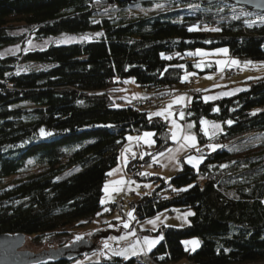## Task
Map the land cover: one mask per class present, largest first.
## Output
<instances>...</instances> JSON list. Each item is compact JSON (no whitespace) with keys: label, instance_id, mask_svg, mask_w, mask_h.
Listing matches in <instances>:
<instances>
[{"label":"trees","instance_id":"trees-1","mask_svg":"<svg viewBox=\"0 0 264 264\" xmlns=\"http://www.w3.org/2000/svg\"><path fill=\"white\" fill-rule=\"evenodd\" d=\"M115 5L120 11L109 16V6L95 0H0V51L13 45L24 48L32 38L96 35L0 55V235L22 233L36 240L49 233L78 232L89 218H104L105 177L66 198L58 189L62 173L74 169L67 177L73 181L92 170L105 171L108 156L133 133L152 131L158 150L171 145L168 121L156 115L149 119L147 105L135 109L111 95L133 79L147 96H156L151 105L169 94L190 92L187 110L178 113H184V130L194 123L199 142L169 180L147 174L141 178L154 188L141 192L134 203L138 223L164 210L187 208L193 213L185 226L164 225L154 232L163 239L150 251L153 259L160 264L264 260V137L257 143L245 140L246 134L264 133V73L231 95L205 101V90L192 88L194 75L216 69L199 70L197 56L189 54L226 46L240 61L264 62V12L228 2L176 1L157 10L153 8L159 3H144L152 12L121 17L127 5ZM17 22L25 32L11 31ZM192 27L199 30L189 31ZM203 119L220 123L222 131L207 137L201 130ZM41 129L50 135H42ZM209 142L218 147L213 150ZM187 156L199 160L198 166L188 163ZM27 187L32 189L13 195ZM191 237L200 241L195 251L183 244ZM83 264L134 261L112 255Z\"/></svg>","mask_w":264,"mask_h":264},{"label":"rangeland","instance_id":"rangeland-1","mask_svg":"<svg viewBox=\"0 0 264 264\" xmlns=\"http://www.w3.org/2000/svg\"><path fill=\"white\" fill-rule=\"evenodd\" d=\"M96 1V0H95ZM100 5L104 6H109V10L107 12V15L112 16V15H117L118 10L120 11V8H117L115 3L116 1L112 4L107 3V2H99L97 1ZM166 2V1H165ZM165 2H159L155 1V3H159V5H155L153 9L157 10L160 8H168L169 6H164ZM170 3L173 1H167L166 3ZM179 2V1H178ZM123 3V2H121ZM150 3V2H147ZM183 3V2H182ZM124 4L129 6H123L120 14L118 16H134V15H139L142 16L144 14L152 12L151 7H146V6H141L144 5L143 3H133V4H128L127 2L124 1ZM171 7V6H170ZM246 9V8H245ZM154 10V11H155ZM253 20H257L258 18L252 17ZM11 31L17 33V32H25L26 29L23 27V23L17 22L13 23L11 25ZM95 34H81V35H75V34H60L58 36H49L46 38H39L35 39L32 38L28 40V43L24 46V48H21V45H13L9 46L6 49H3L0 51V55L2 56H7L9 54L14 55L18 54V51L21 49L24 50H32V49H39V48H45L49 46L50 44H55V45H60L62 43H71V42H81L82 40H91L92 37H95ZM228 49L226 46H221V47H215V48H210L208 49H203L199 48L196 49L195 51L190 52L189 54L192 56H197L198 58V63L205 61V62H214L216 63V72L215 71H203L199 75L198 73L194 75L195 78L198 76L201 81V84H206L202 85L201 87H198V90L204 89V97L209 96V97H222L224 93H229V95L237 92L238 90L242 89V87L246 86L245 84L247 83L248 80L254 79L264 73V62L261 60H243L240 61L234 56H231L229 52L227 54H224L220 52V49ZM232 60H236L239 63L233 65L231 63ZM219 61H225L226 63L220 64L218 63ZM224 66H229L231 69L234 70L233 74L235 76L233 77H228L226 74L223 72H220L222 67ZM224 74L225 76H223ZM222 78L220 79V77ZM207 88H212L210 91H207ZM130 89V87H128ZM208 89V90H209ZM174 92V91H173ZM177 92V91H175ZM189 93V92H188ZM112 94L116 97H120L122 101H124L126 104L127 103H132V101H136L137 99H142L143 101L146 100L145 102H149L148 96L145 94L143 96L137 97V98H132L129 95H125L122 93V91L117 90L116 93L112 92ZM175 94V93H173ZM173 94H169L165 99L160 98L159 104L151 105V103L144 104L147 105L148 107L146 108L149 113H155V112H160L165 109H168V106H165L164 103L171 102L172 100L175 99ZM177 99L181 96L185 97L184 95H177ZM128 99V100H127ZM187 98L185 97V101ZM212 100V99H210ZM133 105V104H132ZM138 108H141L138 107ZM164 115L162 116L166 121L169 120V130L173 127V121L176 120L173 118L172 115H168V112H170V109L168 111H165ZM192 124L194 126V123L188 122L185 126V131L187 135H194L196 137V143L195 146H199V142L197 141V134L194 131L193 127L189 128L188 125ZM213 131V130H211ZM145 132V133H152V131H141L139 133H133L128 135V137L132 136H138L140 133ZM126 139L124 143L119 145L112 153H118L120 155V152L123 151L124 149H128L126 146L127 144L129 145V139ZM264 133L260 136L258 134L255 135H249L245 136L246 142L249 140V138H252V142L257 143L261 139H263ZM152 138V136H151ZM250 142V140L248 141ZM213 142H209V145H215L212 144ZM134 150L131 152V156L129 155L131 160H134L133 162L135 163V166L133 168H130L129 161L126 163V169H125V183L121 186L120 192H118L117 195H115V198L113 200H110L108 202L109 197L113 193V182L111 181H106L103 183V196L102 200L105 201L104 206H103V213H104V218H100L98 221H93L89 218V222L84 225L79 227V231L73 233H67V232H58V233H49L47 236L41 235V237L37 238L34 240L32 237L26 236V239L24 241V245L22 247L23 250L27 251H32L34 253H37L41 250L48 249L50 247L56 249L61 246H66L72 243L73 241H77V237H86L92 243L96 244V249L91 252V254H85L81 255L80 257L74 258L70 260L68 264H83V263H90L91 261H100L103 258H110L112 255H114V252H122L124 253L123 256L127 257L125 259H130L132 258L134 261V264H160L157 262V260H154L153 257L150 254L148 245L145 244V240L147 239L148 241L152 240V237H157L159 234L151 233V236H148L149 234L143 235V231L141 228L146 227L147 223L149 221H156L155 224H152L153 226L160 225L159 222V217H164V215L169 214V215H174V213H178L174 218L169 219V222H174L177 223L175 225L179 226H185L189 220L187 213L191 212L190 209H179L176 208L174 210H164L163 212H159L155 214L156 216L154 219H147L144 221L143 225L138 223L140 218H138V213L140 211L138 210V207L134 206L135 202L139 200V196L141 195V192L146 193L151 191L154 188V185L150 183L148 180L141 181V178L144 177V174H150V170H147L146 168L149 167H154L156 161H153L152 159L158 155L162 150L168 149L169 147H165L161 150H158L155 148V144L148 146L147 143L145 144H138L135 142H132ZM131 144V145H132ZM170 146V145H169ZM194 156V155H193ZM143 157V158H141ZM189 158V157H188ZM193 158V157H190ZM123 158H119V162H124L122 160ZM148 159V160H147ZM189 160V159H188ZM154 162V163H153ZM148 167H147V165ZM132 165V164H131ZM75 173L74 169L67 170L66 172L62 173L59 176L60 180H63V183L59 185V194L62 195L63 197H69L73 194H76L77 192L84 191L87 189V187L93 183H96L100 176L102 175V170H92L90 172H87V174L77 177V179H74L73 181L68 180V176L71 174ZM173 175V174H172ZM171 175V176H172ZM154 176V175H153ZM170 176V177H171ZM104 177V176H103ZM169 177V179H170ZM103 179V178H102ZM163 179V178H162ZM168 179V180H169ZM103 180H106L105 178ZM164 181H166L164 179ZM108 185V191L105 192L104 188L105 185ZM32 189L31 187L24 188L23 190H19L18 192L13 193V195H23L27 190ZM11 195V196H13ZM133 204V205H132ZM134 206V207H132ZM131 207L133 208L131 210ZM105 209H108V211H105ZM113 212V213H111ZM132 212L133 215L130 217L128 216V213ZM108 215L107 217H105ZM153 218V217H152ZM159 218V219H157ZM108 219L109 221V226L105 225L106 220ZM168 219H166L167 221ZM93 221V222H92ZM127 223L129 227L125 228L124 224ZM103 225V226H102ZM142 225V226H141ZM152 225H149L148 227H152ZM174 225V226H175ZM107 231V230H112L115 233H118V235H113L111 234L109 237L102 238L101 240L99 239H93L90 237V234L93 231ZM121 235V236H120ZM120 237H124V239H120ZM162 237V235H161ZM143 239L144 242H143ZM158 239V237H157ZM190 239H198V237H191ZM143 242V244H142ZM200 242V241H199ZM105 243L108 244V248H105L104 245ZM142 245V247H141ZM199 246V244H198ZM197 246V248H198ZM146 248V249H145ZM196 248V249H197ZM143 249V250H142ZM138 251V252H137ZM140 252V253H139ZM135 253V254H133ZM139 253V254H137ZM120 256V255H119ZM121 257V256H120ZM185 261V260H182ZM186 263H190L189 261H185ZM168 264H173V263H168ZM177 264V263H176Z\"/></svg>","mask_w":264,"mask_h":264},{"label":"crops","instance_id":"crops-1","mask_svg":"<svg viewBox=\"0 0 264 264\" xmlns=\"http://www.w3.org/2000/svg\"><path fill=\"white\" fill-rule=\"evenodd\" d=\"M203 63H206L207 65H204V67L202 66ZM199 65L202 64L200 66V69L204 70V69H211V68H215L217 67L216 63L214 62H205V61H202L200 63H198ZM222 78V76L220 77V79ZM200 78L197 77L194 79V83H193V87L192 88H197L198 87H201L202 85H206V84H201V79L199 80ZM196 85H198V87H196ZM128 87H130V89H128ZM205 89V88H204ZM203 89V90H204ZM209 89V88H207ZM119 90L122 91V93H124L125 95H129L130 97L132 98H137V97H140V96H143L145 95V91L144 90H141L139 88L138 85H136L135 81L133 79H128L126 80V82H124L123 85H121L119 87ZM147 95V94H146ZM128 100V99H127ZM177 100V97H175L174 100H172L170 103L167 102V103H164L165 106H168L169 104L172 105V107L170 108V112H171V115L173 116V118L176 120V124L180 125V129H176L174 126L171 128V138H170V141L172 142L170 146H168L169 148L168 149H165V150H162L158 155H156L152 160L153 161H156L154 167H149V168H146L147 170H150V174H147L149 176L151 175H154V176H158L160 177L161 179H165L166 181L169 179V177L173 174V172L179 170L181 168V159L183 158L184 155H187L190 151L193 150V148H197L196 146H192L191 144L189 143H186L183 139V137L186 134V131L183 129V126H182V123H181V120H180V114L177 112L176 108L179 106L180 103H174V101ZM160 102V101H159ZM159 102L157 104H159ZM166 113V112H165ZM204 121H207L208 123L207 124H204L202 125L201 123V130H207L208 131V135L207 137H214V135L218 134L219 132L222 131V126L220 123H217V122H211L210 120L208 119H203ZM169 122V120H168ZM220 125V128L219 129H216L213 127V125ZM213 130V131H211ZM173 132H177V135H178V138L177 140H173L172 139V133ZM145 132H142L140 133L138 136H132L133 139L129 140V145L127 144L126 146L128 147V149H124L123 151L120 152V155H118V153H111L109 156H108V160H109V164H108V168L103 171V176L105 177L106 180L103 181L106 182V181H111L113 182V185H114V188H119L121 189V186L123 185H120V184H116L115 182L116 181H120V180H123L125 182V167H126V163L129 161L130 157L129 155L131 156V152H133L134 150V147H133V144L132 142H135V143H138V144H145V140L146 139H150L152 141L151 144H148V146L152 145L153 146V139L150 137V138H145L144 136ZM133 135V134H132ZM132 144V145H131ZM146 145V144H145ZM181 145H183V147H181ZM162 153V155H161ZM123 158L122 160L124 162H119V158ZM187 161H188V156L186 157ZM118 160V162H117ZM154 163V162H153ZM109 172H112L113 175L109 176L108 173ZM103 187V186H102ZM113 188V189H114ZM120 192V191H118ZM118 192L116 191H113L112 195L109 197L110 199H108V202L110 200H113L115 198V195L118 194ZM113 198V199H112ZM189 213V212H188ZM187 213V214H188ZM178 213H174V215H169V214H166L164 215V217H159V222L160 225H157V226H153L151 223H147V226L146 227H143L141 228L142 231L145 230L143 232V235H145L146 233L149 234L148 236H151L152 234L151 233H154L155 231L159 230L161 227H164L165 226H174V222H169V219H172L174 218ZM156 215H153V218L151 219H154ZM188 216V219H189V215ZM166 219H168L166 221ZM108 221V219L106 220ZM144 221L141 223L143 225ZM141 225V226H142ZM149 225H152V227H148ZM175 226H179V225H175ZM174 226V227H175ZM121 236V235H120ZM158 237V239H157ZM157 237H152V240H156V241H160L162 240L160 237H161V234H159V236ZM145 239H143V242H144ZM150 240V241H152ZM191 242V241H196L198 242L197 244H192V243H188V244H185V242ZM142 242V244H143ZM185 248H189L191 251L194 249L197 248L198 244H199V240L198 239H186L184 242H183ZM142 247V245H141ZM154 247V245L151 247V250L152 248ZM146 249V248H145ZM143 250V249H142ZM138 252V251H137ZM140 253V252H139ZM137 253V254H139ZM122 258H125V256L123 255H120ZM177 264H191V263H186L185 261H179L177 262ZM244 264H264V260L260 261V262H251V263H244Z\"/></svg>","mask_w":264,"mask_h":264},{"label":"water","instance_id":"water-1","mask_svg":"<svg viewBox=\"0 0 264 264\" xmlns=\"http://www.w3.org/2000/svg\"><path fill=\"white\" fill-rule=\"evenodd\" d=\"M107 3L117 2H127L128 4L133 3H155L167 2V1H179L183 3H201L203 5L219 3V2H228L236 6H243L244 8L255 11V12H264V0H96ZM111 234L118 235L112 230L103 231H93L90 234V237L93 239H99L109 237ZM26 239V236L22 233L15 234H1L0 235V264H38L39 262H45L48 260L51 261H64L70 262V260L80 257L81 255L91 254L93 250L96 249V244L92 243L86 237H82L80 240H75L69 245L61 246L56 249L50 247L45 250H41L37 253L32 251H25L22 249L23 243Z\"/></svg>","mask_w":264,"mask_h":264},{"label":"snow or ice","instance_id":"snow-or-ice-1","mask_svg":"<svg viewBox=\"0 0 264 264\" xmlns=\"http://www.w3.org/2000/svg\"><path fill=\"white\" fill-rule=\"evenodd\" d=\"M233 19H239V17H235V16H234ZM261 19L264 20V17H261ZM249 26H251V25H249ZM195 30H199V29H198L197 27L189 28V31H195ZM204 30L219 31L220 29H218V28H212V29H207V28H205ZM97 35H102V33H98ZM220 52H222V53H224V54H227L228 49H226V48H225V49H220ZM168 59H171V57H168ZM218 63H220V64H224V63H226V62H225V61H219ZM231 63H232L233 65H235V64H238L239 62L236 61V60H232ZM196 66H197V67H200L199 64H197ZM180 67H184V66H183V65H180ZM186 79H187V77H185V80H186ZM182 82H183V81H182ZM224 95H229V93H224ZM216 98H217V97H209V96H205V97H204V100L207 101V100H210V99H216ZM184 99H185V97L181 96V97H179L176 101H174V103H180V102L184 101ZM171 107H172V105L169 104V105H168V109H170ZM168 109H165V110L160 111V112L152 113V114L149 116V119H151V116H152V115L163 116L164 113H165V111H168ZM215 110H216V111H219V109H215ZM168 115H171V112H168ZM253 115H255V113H253ZM180 117H181V119H183V117H184V113H183V112L180 113ZM207 123H208L207 121H204V120L201 121V124H202V125L207 124ZM232 123H233V122H232L231 120L227 121V124H229V125H231ZM173 126H174L176 129H178V130L180 129V125L176 124L175 121H173ZM188 127H189V128H192L193 125H192V124H189ZM213 127L216 128V129H219V128H220V125L216 124V125H213ZM41 134H42V135H50V133H45L43 129H41ZM152 135H153L152 133H145V134H144L145 138H150ZM204 135H206V136L208 135V131H207L206 129L204 130ZM177 138H178L177 132H173V133H172V139H173V140H177ZM128 139L131 140V139H133V138H132V137H128ZM183 139H184V141H185L186 143H189V144H191L192 146H195V143H196V137H195L194 135H190V134H189V135H185V136L183 137ZM145 142L148 143V144H151V143H152V141H151L150 139H146ZM181 147H183V145H181ZM209 147L212 148L213 150H215V149L218 147V145H209ZM161 155H162V153H161ZM141 158H143V157H141ZM199 162H200V161L197 160V159L194 158V157H193V158H189V160H188V163L192 164L193 167H197L198 164H199ZM108 175L111 176V175H113V173H112V172H109ZM115 183H116V184H120V185H122V184H124L125 182H124L123 180H120V181H116ZM189 187H191V185H190ZM104 190H105V192L108 191V185H107V184L105 185ZM184 190H186V189H181L180 191H184ZM113 191L118 192V191H120V189H119V188H114ZM101 203L103 204V203H105V201L102 200ZM105 211H108V209H105ZM98 215H99V213H98ZM132 215H133L132 212H129V213H128V216L131 217ZM187 215H193V213L189 212ZM157 219H159V218H157ZM149 223H151V224H155L156 221H149ZM124 227L127 228V227H129V225H128L127 223H125V224H124ZM160 238L162 239L163 237H160ZM80 239H82V238H81V237H77V240H80ZM120 239H124V237H120ZM157 242H158V241H156V240H152V241H148L147 239L145 240V244L148 245L149 250H151V247H152L153 245H155ZM188 243H192V244L195 245V244H197L198 242H196V241H191V242H187V241H186V242H185V244H188ZM104 247H105V248H108V244L105 243ZM193 251H195L194 248H193ZM133 254H135V253H133ZM114 255H124V253H122V252H114ZM125 258H127V257H125Z\"/></svg>","mask_w":264,"mask_h":264},{"label":"built area","instance_id":"built-area-1","mask_svg":"<svg viewBox=\"0 0 264 264\" xmlns=\"http://www.w3.org/2000/svg\"><path fill=\"white\" fill-rule=\"evenodd\" d=\"M233 72H234V70L233 69H231V70H224V74H227L228 76H230V77H233L234 76V74H233ZM190 96H191V93L189 92V93H187L186 95H185V97L187 98V100H186V102H185V105L184 106H181L180 107V109L182 110V111H186L187 109V106H188V100L190 99ZM148 100H150L148 103H152L153 101H155V99H156V96H149L148 95ZM159 97V96H158ZM142 99H144V98H142ZM142 99H137L136 101H132L133 103H135V104H148L147 102H145L146 100H142Z\"/></svg>","mask_w":264,"mask_h":264},{"label":"bare ground","instance_id":"bare-ground-1","mask_svg":"<svg viewBox=\"0 0 264 264\" xmlns=\"http://www.w3.org/2000/svg\"><path fill=\"white\" fill-rule=\"evenodd\" d=\"M202 64H200V66H201ZM204 65H207L206 63H203V67H204ZM198 69L200 70V67H198ZM224 70H231V68L229 67V66H224V67H222V69H221V71L220 72H224ZM227 75V74H226ZM228 76V75H227ZM188 80H189V78H188ZM115 92V91H114ZM116 93V92H115ZM111 95H113V94H111ZM129 104V103H128ZM133 104V105H132ZM132 108H135V109H137L138 107H140L141 105L138 103V104H135V103H130L129 104ZM180 105V104H179ZM185 105V102H183L182 103V105L181 106H184ZM176 110H177V112H180L181 111V109L179 108V107H177L176 108ZM117 162H118V160H117ZM147 165V164H146ZM147 167H148V165H147ZM100 181H102V180H100Z\"/></svg>","mask_w":264,"mask_h":264}]
</instances>
